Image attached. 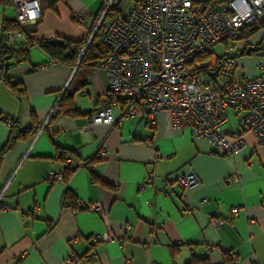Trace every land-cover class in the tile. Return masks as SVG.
<instances>
[{
	"label": "crops",
	"instance_id": "1",
	"mask_svg": "<svg viewBox=\"0 0 264 264\" xmlns=\"http://www.w3.org/2000/svg\"><path fill=\"white\" fill-rule=\"evenodd\" d=\"M105 1L63 0L25 32L32 41H81ZM6 19H14L13 9L1 5L0 27ZM233 54L237 78H254L264 63V27L240 39ZM97 64L71 68L32 46L26 61L5 67L22 94L0 81V116L37 132L17 140L0 161V264H264V141L246 134L240 153L222 156L191 129L171 128L164 114L153 128L138 116L83 131L85 116L109 103ZM64 94H72L77 115L51 114ZM237 117L226 111L224 133L238 129ZM9 131L0 121V149ZM59 151L79 167L66 183L45 181L50 171L64 172ZM188 174L199 180L192 190L163 185ZM232 175L235 184L227 181ZM67 191L75 207L65 200ZM211 219L225 223L215 231ZM103 234L115 240L91 243Z\"/></svg>",
	"mask_w": 264,
	"mask_h": 264
},
{
	"label": "built area",
	"instance_id": "2",
	"mask_svg": "<svg viewBox=\"0 0 264 264\" xmlns=\"http://www.w3.org/2000/svg\"><path fill=\"white\" fill-rule=\"evenodd\" d=\"M9 2L20 29L39 21L40 0ZM112 4L115 0L106 1L96 28ZM73 18L79 20L76 14ZM263 23L264 0H134L126 14L102 23L100 41L108 54L97 68L106 75L110 101L88 113L81 130L94 125L119 124L138 116L145 117L153 128L157 117L164 114L171 128L191 129L195 137L205 140L222 156L240 153L246 147V134L262 143L264 63L256 65L254 78L239 79L233 52L243 29L258 30ZM25 38L22 30L7 32L4 46L17 49ZM217 45L224 48L225 54L221 57L213 56ZM203 54H211V59L193 64L195 58ZM202 66L206 68L198 72ZM55 108L56 105L51 114ZM228 110L238 115V129L226 134L222 127ZM0 121L7 127L11 125L4 116H0ZM74 166L73 158L65 157L63 168ZM44 180L64 182L63 174L55 171L48 172ZM153 181L154 175L148 174L146 182L152 184ZM227 181L235 184L238 176L232 175ZM171 184L189 191L198 186L199 180L193 174L163 180L164 187ZM142 188L140 185L139 189ZM1 196L2 193L0 201ZM86 209L98 212L97 205H88ZM237 213L238 209H232V214ZM224 223L211 219L208 227L216 231ZM127 230V226L122 227L124 234ZM114 240L106 234L90 239L92 244ZM68 261L76 260L69 257Z\"/></svg>",
	"mask_w": 264,
	"mask_h": 264
},
{
	"label": "trees",
	"instance_id": "3",
	"mask_svg": "<svg viewBox=\"0 0 264 264\" xmlns=\"http://www.w3.org/2000/svg\"><path fill=\"white\" fill-rule=\"evenodd\" d=\"M107 1V0H106ZM100 8L99 12L97 13L96 17L93 20V25L91 30L88 32L85 39L73 42L69 40H61L59 43H51L48 41H32L28 37L25 29H20L15 20H2L1 27H0V81L6 85L13 94L20 96L22 94V90L18 89V85L11 84L10 79L6 77L5 67L12 61H26L28 57V49L32 46H37L51 61L59 63L61 65H65L71 68L77 67V69L85 66L93 67L97 63L101 62L107 57L108 51L102 45L100 41V29L102 27V23L106 19H111L114 16H122L123 13L120 9V4H112L106 11V14L96 28L93 31L94 27L97 25L103 11L105 8V3ZM132 2L134 0H131ZM63 2V0H40V11L41 13L45 10H53L56 4ZM0 5L9 6V0H0ZM264 27V23L261 25V28ZM258 29V30H259ZM22 30L25 32V41L23 45L17 49H8L4 46V35L7 32ZM257 30H250L248 28L243 29L240 32V39L246 41L254 32ZM239 39V40H240ZM255 53L254 50H243L240 54L241 55H250ZM225 54V53H224ZM211 54H203L199 55L195 58L193 64L195 62L198 63H206L211 59ZM237 59L236 56H234ZM193 64L191 66H193ZM206 66H202L201 69L197 70L198 72L204 70ZM110 101V98H109ZM56 115H77L76 111L73 110L72 106V94H64L58 104L56 105L55 112ZM11 122L9 128V136L8 140L5 145L0 149V161L3 155L11 148V146L19 139H23L27 136H33L37 132V127H31L30 129H21L19 125L15 122ZM64 153L58 152L57 159L60 161H64ZM75 163V166L72 169H64L63 174V181L65 183L69 180L71 175L77 170L79 164ZM93 182L101 185V180L93 177ZM65 200L69 202L72 207L74 206V198L70 194V192H66ZM1 205V204H0Z\"/></svg>",
	"mask_w": 264,
	"mask_h": 264
},
{
	"label": "rangeland",
	"instance_id": "4",
	"mask_svg": "<svg viewBox=\"0 0 264 264\" xmlns=\"http://www.w3.org/2000/svg\"><path fill=\"white\" fill-rule=\"evenodd\" d=\"M119 3L120 4V9L123 14H126L131 7L132 1L131 0H116L115 4ZM1 7V5H0ZM102 31V27L100 29ZM100 31V33H101ZM225 53L224 48L222 45H217L213 48V56L215 57H221Z\"/></svg>",
	"mask_w": 264,
	"mask_h": 264
}]
</instances>
